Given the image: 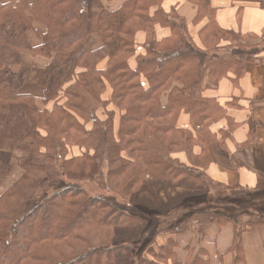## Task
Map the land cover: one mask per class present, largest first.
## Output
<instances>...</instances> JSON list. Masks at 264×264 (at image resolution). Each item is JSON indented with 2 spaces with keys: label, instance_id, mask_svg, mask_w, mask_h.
Returning <instances> with one entry per match:
<instances>
[{
  "label": "trees",
  "instance_id": "obj_1",
  "mask_svg": "<svg viewBox=\"0 0 264 264\" xmlns=\"http://www.w3.org/2000/svg\"><path fill=\"white\" fill-rule=\"evenodd\" d=\"M165 1L126 0L113 10L102 0H0V186L16 166L23 170L0 196V264H127L142 239L138 264H211L206 250L182 249L173 237L153 262L143 253L160 235L185 233L202 213L162 227V216L177 205L167 207L159 187L215 189L222 198L251 194L204 172L218 140L213 125L228 122L220 145L236 127L208 91L257 64L264 39L258 45L228 42L235 33L218 26L212 0H187L198 8L193 25L207 20L197 41L176 9L163 8ZM158 27L170 35L159 39ZM139 33L146 35L144 54L136 55ZM23 54L49 63L30 68ZM16 65H22L19 72ZM31 85L43 94L27 92ZM100 109L106 120L97 115ZM73 147L82 153L69 159ZM180 153L190 166L175 158ZM85 182L105 194L92 198L78 184ZM258 188L264 190L262 174ZM212 217L219 230L234 227L227 253L244 264L241 237L263 226L264 215ZM110 231L129 236L95 248L96 241L107 243Z\"/></svg>",
  "mask_w": 264,
  "mask_h": 264
},
{
  "label": "crops",
  "instance_id": "obj_2",
  "mask_svg": "<svg viewBox=\"0 0 264 264\" xmlns=\"http://www.w3.org/2000/svg\"><path fill=\"white\" fill-rule=\"evenodd\" d=\"M212 6L221 29L264 39V0H212ZM163 8L167 12L176 9L193 31V23L198 16L196 6L185 0H166ZM157 34L159 39H163L170 32L158 27ZM145 39L146 35L141 33L139 41ZM257 59L258 63L249 64L240 79L229 74L216 88L208 91V95L213 96L227 111L236 127L232 137L220 145V132L229 128L228 122L224 120L213 125V134L217 135L218 140L213 143V163L205 171L213 180L230 188L241 187L251 194L264 197V190L258 188V175H264V51ZM187 122L188 119L184 117L183 123ZM199 153L196 149L195 154ZM175 158L189 164L184 153L175 155ZM196 231L176 237L182 249L203 248L211 264H234L233 255L227 253L235 240L232 226L227 225L219 230L213 221L203 233ZM241 247L244 264H264V225L244 232Z\"/></svg>",
  "mask_w": 264,
  "mask_h": 264
},
{
  "label": "rangeland",
  "instance_id": "obj_3",
  "mask_svg": "<svg viewBox=\"0 0 264 264\" xmlns=\"http://www.w3.org/2000/svg\"><path fill=\"white\" fill-rule=\"evenodd\" d=\"M2 1L11 2V3L16 2V0H2ZM102 1L110 9L117 10L126 0H102ZM185 1H187V0H185ZM187 2H189V1H187ZM189 3H191V2H189ZM191 4H193V3H191ZM157 9H158V7H157ZM206 24H207V20L202 21L201 24L195 25L193 31L191 32L192 36L195 39H197V41L198 40L200 41L199 36L201 34L202 29L205 27ZM140 34L141 33H139L136 37V44H137L136 55L137 54H144L143 44L145 43V40L143 42L139 41V35ZM31 38H32L33 42H35V43L39 42L36 33L31 34ZM234 40H236L241 45H242V43H241L242 41L244 43L248 42L250 44H257L258 45L259 41H261L262 39H258L255 37H245V38L241 39L240 34L235 33L234 36L228 38V42L232 43V42H234ZM224 45H225V43H224ZM22 58H23V64H25L26 66H28L30 68L44 67L49 63V59L44 58V57H40V56H32L29 54H23ZM135 61H136V57H134L130 60V64L132 66L135 65ZM21 67H22V65L13 66V71L19 72L21 70ZM209 86H211V84ZM214 86L215 85L213 83V88H214ZM25 90L27 92L33 93V94L38 95V96H41L43 94V89H41L37 86L31 85V86H28ZM97 115L99 116L100 119L106 120V115L104 114V111L102 109H100L98 111ZM222 121H224V120H221L220 122H222ZM119 123H120V115L118 114L116 117L117 128L119 126ZM211 148L213 151V144L211 145ZM81 153L82 152L77 147H73L68 158L71 159V158L78 157ZM126 155L124 154L125 157H126ZM212 163H213V161L211 162V164ZM187 165L190 166V163ZM200 165H202L203 168H206V164H200ZM204 172H205V170H204ZM22 174H23V170L20 168V166H16L14 168L12 174L0 186V196L3 195L8 190V188L16 182L22 176ZM78 184L83 186V188L86 191H88L89 195H91L92 198H95L98 195H101V193H102V195L105 194V192L102 191L99 188V186L95 183L85 182V183H81V184L78 183ZM122 187L123 186H119L117 189L122 190ZM159 188H160V190H162L161 197H162L163 202L166 204L167 207L171 208L174 205H177L176 206L177 208L170 210L171 212L166 213L162 216V218H161L162 227L171 226L174 223H176L177 221H179L181 218L187 217L188 215L190 216L193 213H195L196 211L202 212L200 214V216L194 220V222L197 221L195 226L188 227V229L185 233L194 232V231H196V229H197L196 232L199 231L200 233L201 232L203 233L205 231L207 225H209V223H211L213 221L216 222L212 217L215 215H225L227 217H237V215H240L242 213L253 214L256 216L264 215V197L263 196L261 197L259 195L249 194L248 196H245V197L243 196V197H238V198H231V197L222 198V197L217 196L218 194L215 193V189L213 191L193 190V189L187 188L185 186H181L180 188L173 189V190H170L168 187H166V188L159 187ZM136 190H137V188H136ZM134 194H135V192L132 195H134ZM131 196H126V197L123 196V197H125L126 199L132 200ZM145 197L149 198L150 196L145 195ZM140 201H142L141 197H140ZM151 202H152L151 207H153V209L156 210V208H158V205L155 204L156 202H154L153 199ZM155 212H157V211H155ZM244 220H246V219H243L242 221H244ZM201 224L204 225L203 228H202ZM230 226H232V225H230ZM185 233L180 234L178 236H170V235H164V234L160 235L157 238V242L154 245V248L149 249L150 253L149 252L143 253L144 258L147 259L149 262H153L155 259L154 254L157 251H159V248L163 244H165L167 238L173 237L176 239V237L184 235ZM125 234L129 236V233L127 234V233L121 232V233H119V235H117L114 232L110 231L108 234V237L106 236V242L107 243H104L102 241L100 243V241L99 242L96 241L93 245L96 246V247L94 246L95 248L103 247V246L113 247V246H115V245H117L123 241V240H121V238L125 237ZM105 235H106V233H105ZM207 237H209V235H207ZM93 240H95V239H93ZM144 245H145L144 239L133 244L134 259L130 263H127V264H138V262H140V255L142 253Z\"/></svg>",
  "mask_w": 264,
  "mask_h": 264
}]
</instances>
